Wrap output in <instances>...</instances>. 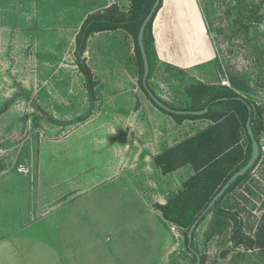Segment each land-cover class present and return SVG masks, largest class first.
I'll return each instance as SVG.
<instances>
[{
  "label": "rangeland",
  "instance_id": "obj_1",
  "mask_svg": "<svg viewBox=\"0 0 264 264\" xmlns=\"http://www.w3.org/2000/svg\"><path fill=\"white\" fill-rule=\"evenodd\" d=\"M11 1L0 0V8L5 7L7 11L12 7H6ZM180 1L162 0L153 19L150 30L153 38L151 67L147 83L156 95L175 109L194 110L193 98L186 89L198 83L208 85L212 93L231 89L248 102L251 127H256L260 122L262 124L256 135L261 141L259 156L252 169L222 198L219 206L237 217L244 236L253 237L264 232V0H182L194 8L201 29L191 37L185 29L182 33L186 38H181L182 41L171 34L169 44L175 47L176 44L184 45L187 50L185 64L177 66L168 58L169 50L165 49L168 43L165 44L164 36L158 35L156 41L154 35L170 25L171 31L183 37L181 30L176 28L175 19L177 3ZM115 4L120 10L127 11L130 0H118ZM69 9L64 21L67 28L61 27L60 30L55 21L50 28L44 29L38 21L36 28L32 29L36 39L42 31H49L54 40L58 39L54 37L58 30L60 37L65 35L68 41L66 46L58 47L52 40L47 59H16L0 52V148L7 149L3 155L8 158L12 156L15 162H25L28 151L37 147L38 132L45 117L57 119L69 116L76 120L96 114L124 129L131 139H139L141 143L160 140L161 147L173 145L212 123L211 119L204 117L184 119L177 123L169 114L150 103L139 87L134 38L124 29L92 34L88 52L84 51L79 57L84 58L91 69L92 77L88 82L76 63L78 56L74 52L75 42H70L79 30V23L88 14L83 8L76 12ZM14 13L2 15L0 10V23L18 20L17 13ZM38 17L41 16L35 13V20ZM23 20L25 16L20 15L19 24ZM39 39L41 41V37ZM39 47H43L42 43L35 48ZM209 49L213 51L211 58L205 56ZM197 58L204 60L196 62ZM234 82L246 88L240 89L234 86ZM91 83L93 86L89 90ZM210 98V95H205L201 104ZM212 108L215 111L225 110L221 103ZM53 134L56 135V132ZM239 134L235 146L244 150L248 140L243 131ZM140 142L132 144L134 150L139 149ZM40 163L43 179L47 183L63 178L70 169L69 161L55 150H48ZM190 173H193L190 167H180L164 177L159 178L154 171L147 172V176L149 180H157L162 187V197L167 200ZM23 177V173L15 170L12 179L28 181L29 178ZM10 179L0 185V199L3 194L8 202L4 205L0 203V212L3 208L11 209ZM2 190L6 191V196ZM19 190L22 196L29 194L26 188ZM129 197L132 195L119 184H103L82 198L63 200L49 216L56 222H43L41 226H35L38 232L45 230V235L56 241L54 247H59V250L56 248L51 258L83 261L95 258L92 261H105V253L86 247H116L120 250L111 253L114 260L137 264L139 261L135 254L140 253L136 251L138 247H145L147 263H153L157 259L155 250L160 246L158 225L150 216L135 221V212L143 214V211H128L125 203ZM26 207L27 212H19L29 216V204L20 201V210ZM131 207L138 209L139 205L131 203ZM213 219L212 213L207 214L192 234L191 247L203 257V264H264V246L246 247L236 243L231 238L232 222L219 232L212 233ZM102 225H109L110 229L115 228L119 232L114 238L105 235ZM164 226L169 243V247L164 248V263L194 264L195 255L184 237L188 230L171 222L164 223ZM98 239L99 244H95ZM69 240L70 247L65 249L64 244ZM126 247L133 248L129 250ZM30 254L36 256L35 252ZM20 255L23 260L21 249ZM29 260L31 264H43V260Z\"/></svg>",
  "mask_w": 264,
  "mask_h": 264
},
{
  "label": "crops",
  "instance_id": "obj_2",
  "mask_svg": "<svg viewBox=\"0 0 264 264\" xmlns=\"http://www.w3.org/2000/svg\"><path fill=\"white\" fill-rule=\"evenodd\" d=\"M116 1L118 2V0H39L37 2L35 0H12L6 5L7 9L8 6H12L10 9L5 11V7L0 8L1 14L9 15L14 11L17 13L18 20L0 23V52H4V55L9 54L16 59L26 57L30 60L37 58L45 60L48 58V52L51 51L54 38L52 39L49 31H42L41 36L36 39L32 30L36 28V22L39 21L42 24L41 27L45 29L50 28L51 23L56 21V26L61 30V27L67 28L64 21L67 19L65 13H67L69 8V10H74V12L79 8H83L87 15L99 8H106L111 4H115ZM176 11V28L181 30L180 33L183 37H179L180 34H175L173 30L171 31L170 25L169 28L164 27L156 34L157 36H154L156 37L155 40L158 35L164 36L165 44L168 43L165 48L166 51L169 50L168 58L177 66H183L188 58L186 57L187 50L184 45L179 46L176 44V47L174 44L173 46L172 44L170 45L169 38L172 34L182 41L181 38H186L182 31L188 30L191 37V35H197L201 28L194 8L190 7L187 2L182 0L178 2ZM35 13L41 16L37 20H35ZM20 15L25 16V20L19 24ZM40 18L42 19L39 20ZM81 23L82 20L77 30ZM60 30L57 33L55 32L54 37H58V39L54 40V42L58 44V47H65L68 41L65 35L60 37ZM39 37H41V41ZM91 37L92 34L87 40L85 52H88ZM74 39L72 38L70 42L74 43ZM165 39H168V41ZM40 43H42L43 47L36 49L35 47L39 46ZM212 54V49H209L205 56L211 58ZM202 60L204 58H197L196 62ZM41 124L42 128L38 132L39 141L36 143L37 147L28 151V157L25 162H15L12 156L11 158L6 157L3 152L7 149L0 148V185L2 186V183L9 178H11L9 181L12 185L9 191L11 209L3 208L2 212H0V264H24V262L25 264H31L29 259L33 258L38 261L43 260V264H127L126 262L122 263L114 260L111 253L120 250L116 247H86L89 250L96 248L103 254L105 253V261H92L95 258L85 261L82 259L67 260L64 257L65 255H62L63 259L53 260L51 256L55 254L56 248L59 250V247H54L56 241L47 237L45 230L38 232L35 227L41 226L43 222H49L50 224L56 222L49 219V216L62 204L63 200L65 201L67 198L71 199L72 197L82 198L103 184H119L124 191L132 195L125 203L129 208L127 210L143 211V214L135 212V215H137V218H134L135 221L146 219L147 216L156 221L160 246L156 248V253L154 252L157 259L151 264H165L164 248L169 247V243L164 223L169 221L163 218L161 211L156 205L164 204L166 198L162 197L161 185L157 180H149L147 172L154 171L160 178L170 175L176 170L163 174L153 164L152 157L163 148L160 140L141 143L139 139H131L124 129L109 122L106 117L96 114L76 120L69 116L57 117V119L45 117ZM53 132H56V135ZM51 135H54L53 138H49ZM137 142H140L139 149L134 150L132 144L136 145ZM48 150H55L58 155L63 156L70 164L69 172L65 173L63 178L53 180L50 183L43 179L40 163ZM14 167L15 169L13 170ZM183 167L189 169L188 166ZM15 170L17 173H23V178H29L28 181L22 178L21 181H19V178L12 179ZM19 188L28 189L29 194L22 196L23 193L20 194ZM2 192L4 191L2 190ZM4 196H6V191ZM20 201L29 204V216L20 214L21 211L27 212V207L24 210H20ZM0 203L3 205L8 203L3 194L1 195ZM131 203H134L135 206L139 205V208L131 207ZM13 205L14 208H12ZM108 226L102 225V229L105 231L104 234L111 235L114 238L119 230L110 229ZM3 229L5 230L3 231ZM99 242L100 240L98 239L95 244H99ZM69 243L70 240L65 242V246L63 245L65 249L70 247ZM81 248L79 247L78 249ZM126 248L131 250L133 247ZM20 249L25 257H23V260L20 259ZM33 252H35L36 256L30 254ZM136 252L140 253L139 255L135 254L139 261L137 264H148L145 247H138ZM157 252L158 256L156 255Z\"/></svg>",
  "mask_w": 264,
  "mask_h": 264
},
{
  "label": "trees",
  "instance_id": "obj_3",
  "mask_svg": "<svg viewBox=\"0 0 264 264\" xmlns=\"http://www.w3.org/2000/svg\"><path fill=\"white\" fill-rule=\"evenodd\" d=\"M153 2L154 0H130L127 11L120 10L116 4H111L106 8L88 14L82 21L75 36L74 52L75 55L78 56L76 63L79 69L84 74L87 81L90 82L92 77L91 69L85 63L84 58L79 59L86 49L89 36L95 32L124 29L134 38L136 61L139 69V87L152 105L164 111L150 100L141 84L143 62L137 44V34L140 23L148 13ZM161 2L162 0L156 12L148 21L143 34L149 70L151 67V42L153 40L150 30ZM233 84L240 89L246 88L237 82ZM92 86V83L89 84L88 89L91 90ZM186 91L191 94L193 98L194 110L203 109L206 105H209V109L202 115L164 112L169 114L177 123H181L184 119H196L201 117L211 119L212 123L199 130L194 135L188 136L173 145L163 147L159 153L152 157V160L153 164L158 167L163 174L170 173L183 166H188L193 170V173L182 180L181 187L173 192L164 204L156 205L165 220L187 231L191 224L204 211L210 199L219 190L226 179L248 161L251 154V141L245 123L248 116H250V121H252V118L248 105L238 99L237 97H239V95L231 89L212 93L208 85L198 83L191 85ZM205 95H210L211 98L202 105L201 102ZM217 98H219V100H215ZM219 103L225 106L224 111L213 110L212 106ZM261 128V122L258 123L256 127L252 126L253 135L258 142L259 140L256 138V135ZM240 131L245 133L248 140L247 148L244 150L235 146L239 141ZM254 164L246 173L239 176L230 184L227 190L214 203L210 211L199 218L198 223L204 219L207 214L212 213L214 215L211 229L212 233L219 232L223 227L228 225L229 222H232V240L246 247H263L264 232L258 233L253 237L244 236L241 233L240 221L237 217L229 210L219 206L222 198L234 189L252 169ZM184 237L187 243L186 233ZM203 262V257H201L200 264H203Z\"/></svg>",
  "mask_w": 264,
  "mask_h": 264
},
{
  "label": "water",
  "instance_id": "obj_4",
  "mask_svg": "<svg viewBox=\"0 0 264 264\" xmlns=\"http://www.w3.org/2000/svg\"><path fill=\"white\" fill-rule=\"evenodd\" d=\"M161 0H154L151 8L149 9L148 13L146 16L143 18V20L140 23L139 29H138V34H137V44L141 53V58L143 62V74L141 78V84L142 87L145 89L146 93L148 94L150 100L158 107H160L162 110L168 112V113H175V114H185V115H202L204 114L208 109L209 105H206L203 109L200 110H190V109H175L170 107L164 100H162L156 93H154L150 87L148 86L147 83V78L149 74V63H148V57H147V52L144 46V41H143V34H144V29L150 20V18L154 15L156 12L158 5ZM238 99L242 100L245 104L248 105L247 101L244 100L242 97H237ZM219 100V98L215 99ZM249 108V105H248ZM250 109V108H249ZM247 133L249 135L250 141H251V154L248 159V161L240 167L238 170L233 172L223 183V185L219 188V190L214 194V196L210 199L208 202L207 206L205 207L204 211L200 214V216L191 224L189 227L186 235H187V243L190 251L195 255V263L194 264H200L201 256L198 251H196L193 247H191L192 243V234L194 229L196 228V225L199 221V218L203 217L205 213H208L214 203L220 198V196L227 190V188L230 186V184L237 179L239 176L243 175L246 173L250 167L254 164L256 159L259 156V142L255 139L251 127V121H250V116H248L246 123H245Z\"/></svg>",
  "mask_w": 264,
  "mask_h": 264
},
{
  "label": "bare ground",
  "instance_id": "obj_5",
  "mask_svg": "<svg viewBox=\"0 0 264 264\" xmlns=\"http://www.w3.org/2000/svg\"><path fill=\"white\" fill-rule=\"evenodd\" d=\"M185 6H186V4H185ZM182 8V7H181ZM187 11V10H186ZM193 18V17H192ZM190 19V18H189ZM195 19V18H194ZM192 21H193V19H192ZM197 21V20H196ZM186 23H187V21H186ZM198 23V22H197ZM197 23H195V24H197ZM197 25H199V24H197ZM196 26V25H195ZM188 27V26H187ZM192 28V27H191ZM190 29V28H189ZM198 29V28H197ZM192 31V30H191ZM190 33V32H189ZM192 33V32H191ZM193 34V33H192Z\"/></svg>",
  "mask_w": 264,
  "mask_h": 264
},
{
  "label": "built area",
  "instance_id": "obj_6",
  "mask_svg": "<svg viewBox=\"0 0 264 264\" xmlns=\"http://www.w3.org/2000/svg\"><path fill=\"white\" fill-rule=\"evenodd\" d=\"M225 82V81H224ZM224 84V83H223ZM225 84H228V82L226 81ZM260 146H261V141H259V151H260Z\"/></svg>",
  "mask_w": 264,
  "mask_h": 264
}]
</instances>
